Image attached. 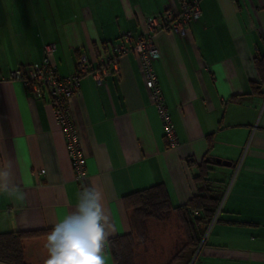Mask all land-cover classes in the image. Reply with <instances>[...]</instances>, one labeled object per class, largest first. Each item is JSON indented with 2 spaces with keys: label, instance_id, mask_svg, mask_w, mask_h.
<instances>
[{
  "label": "crops",
  "instance_id": "crops-1",
  "mask_svg": "<svg viewBox=\"0 0 264 264\" xmlns=\"http://www.w3.org/2000/svg\"><path fill=\"white\" fill-rule=\"evenodd\" d=\"M166 7L181 11L179 0H0V234L42 233L22 242L25 264H44L47 234L82 192L47 95L34 98L12 79L16 69L41 63L50 43L61 75L75 73L81 55L97 72L82 80L70 110L87 159L85 186L101 191L113 224L107 243L131 231L122 197L164 184L174 207L186 205L205 160L215 196L223 193L220 175L236 170V177L193 264H264V74L257 65L264 58V0H202L188 37L156 34L153 69L175 148L165 141L137 55L99 69L124 33L146 35L147 19ZM40 170L45 174L35 176Z\"/></svg>",
  "mask_w": 264,
  "mask_h": 264
},
{
  "label": "built area",
  "instance_id": "built-area-1",
  "mask_svg": "<svg viewBox=\"0 0 264 264\" xmlns=\"http://www.w3.org/2000/svg\"><path fill=\"white\" fill-rule=\"evenodd\" d=\"M179 1L181 4L179 14H174L169 7H166L162 14L147 19L148 32L146 35L135 37L131 32L124 33L121 42L113 47L117 59L130 52L137 55L146 78V85L151 92L153 104L162 121L165 141L169 148H175L178 145V139L153 69L154 62L160 58L155 36L158 32L167 30L186 38L188 37L187 28L190 22L201 17L200 3L202 0ZM42 49L44 57L41 63L28 66L26 71L21 68L16 69L12 73V79L20 81L34 98L47 95L56 124L64 137L74 180L82 187L83 191L86 188L85 184L88 178L87 159L81 149L79 135L71 116L70 105L80 95L82 80L89 75H96L97 72L92 69L87 57L81 55L78 58L75 73L63 76L59 73L58 67L49 59V56L57 50V45L55 43L46 44ZM117 59L113 60L110 56L100 57L99 69L107 71L110 67H116ZM97 80L98 83H101L100 77ZM44 174V170L34 173L35 176Z\"/></svg>",
  "mask_w": 264,
  "mask_h": 264
},
{
  "label": "trees",
  "instance_id": "trees-1",
  "mask_svg": "<svg viewBox=\"0 0 264 264\" xmlns=\"http://www.w3.org/2000/svg\"><path fill=\"white\" fill-rule=\"evenodd\" d=\"M121 39L122 36L120 42ZM103 46L105 52L109 53L107 44H103ZM109 56L113 60L117 59L113 48L112 55ZM257 65L263 75L264 58L257 61ZM208 141L211 143L210 138H208ZM198 170L199 173L194 177L197 193L186 205L174 207L164 184H157L122 197V205L131 231L106 243L104 252L110 254L112 264H143L140 260L141 254L146 255L148 253L149 261H145V264H186V261L188 264L191 262L206 231L213 223L220 205V197L215 196L209 188L210 167L205 160L198 166ZM172 219L176 221L179 229L182 230L185 241L179 248H176V245L173 248L170 247V249H167V247L163 252H173V254L159 262L157 261L158 256H155L157 251H162V249L154 238L156 234L159 235L157 233L159 229L154 230L152 227L167 224ZM41 235V232L0 234V262L25 264L22 242ZM151 251L152 253L154 251L156 255L151 256ZM186 252L189 253V256L183 263L181 259L183 256L185 257ZM155 258L156 261H151Z\"/></svg>",
  "mask_w": 264,
  "mask_h": 264
},
{
  "label": "clouds",
  "instance_id": "clouds-1",
  "mask_svg": "<svg viewBox=\"0 0 264 264\" xmlns=\"http://www.w3.org/2000/svg\"><path fill=\"white\" fill-rule=\"evenodd\" d=\"M4 190L18 201L25 198L18 188L5 185ZM112 229L101 191L84 188L75 210L59 219L47 234L44 264H106L104 249Z\"/></svg>",
  "mask_w": 264,
  "mask_h": 264
},
{
  "label": "rangeland",
  "instance_id": "rangeland-1",
  "mask_svg": "<svg viewBox=\"0 0 264 264\" xmlns=\"http://www.w3.org/2000/svg\"><path fill=\"white\" fill-rule=\"evenodd\" d=\"M220 177L221 178L219 180L222 181L221 185H222V192L223 193H222V196L220 197L219 209L217 210V212L215 214L216 219H214V220L216 222H218V219H219V217L222 214V209L225 207L227 197H228V195L230 193L231 187H232L233 182H234L235 177H236V170H234V171L231 170L230 171V175L228 177L225 176V175H220ZM210 227L206 231V233H205V235L203 237V240H202L197 252L195 253V256L192 258L190 264H193L195 262V260L198 259L200 251H201L202 247L205 244L204 243L205 242V238L209 237L208 234L210 233ZM152 228L154 230L155 229H159L158 231L156 230L159 235L156 234L154 236V238H155L156 242L160 244V245L159 244L158 245L160 246L162 251H157V253H156L157 255L155 254L154 251H153V253H152V251L150 252L151 256H154V255H156L155 257L158 256L157 261L161 262L166 257L168 258L169 256H171L173 254V252H170V253L163 252L167 247H168L167 249H170V247L173 248V246L176 245V248L177 247L179 248V246L184 244V241H185L184 234H183L182 230L179 229V226L176 224V221L174 219L169 221L167 224L158 225V226H155V227L153 226ZM148 255H149V253L146 254V255L141 254V259L140 260H141V262L143 264H145V261H149ZM188 256H189V253L186 252L185 253V257L183 256L181 261L183 260V263H184V261L188 258ZM151 261H153V262L156 261V258H155V260L151 259Z\"/></svg>",
  "mask_w": 264,
  "mask_h": 264
},
{
  "label": "water",
  "instance_id": "water-1",
  "mask_svg": "<svg viewBox=\"0 0 264 264\" xmlns=\"http://www.w3.org/2000/svg\"><path fill=\"white\" fill-rule=\"evenodd\" d=\"M209 162H210V160H209ZM211 162L217 163V164H219V165H225V166H228V163H226V162H224V161H222V160H220V159H212Z\"/></svg>",
  "mask_w": 264,
  "mask_h": 264
}]
</instances>
